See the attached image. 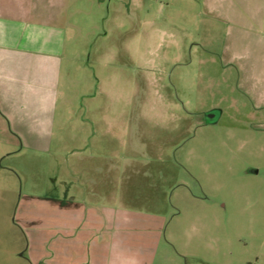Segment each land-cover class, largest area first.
<instances>
[{
	"label": "rangeland",
	"instance_id": "obj_1",
	"mask_svg": "<svg viewBox=\"0 0 264 264\" xmlns=\"http://www.w3.org/2000/svg\"><path fill=\"white\" fill-rule=\"evenodd\" d=\"M65 7L72 28L50 150L20 149L0 132V264H30L45 219L28 216L27 194L75 195L76 156L75 186L62 176L78 148L103 165L148 159L155 177L123 191V206L161 218L152 264H264V0Z\"/></svg>",
	"mask_w": 264,
	"mask_h": 264
},
{
	"label": "crops",
	"instance_id": "obj_2",
	"mask_svg": "<svg viewBox=\"0 0 264 264\" xmlns=\"http://www.w3.org/2000/svg\"><path fill=\"white\" fill-rule=\"evenodd\" d=\"M65 1L0 0V132L7 144L35 153L49 151L52 146L65 83L64 61L72 28L71 22L65 21ZM70 156L77 160L76 186L68 177L74 166ZM141 156H124L120 162L117 155H110L109 164L103 165L98 151H69L62 184L67 188L70 183L77 193L59 199L27 194L31 200L28 216L33 209L45 219L43 229L34 236L40 243L31 242L28 262L152 264L160 239L156 229L162 220L124 208L123 191L132 186L141 189L148 176L155 177L153 171L142 167L148 159ZM100 188L108 197L102 203ZM37 200L44 201L43 206L35 204Z\"/></svg>",
	"mask_w": 264,
	"mask_h": 264
}]
</instances>
